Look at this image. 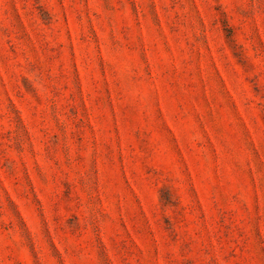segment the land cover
Segmentation results:
<instances>
[{"label": "rangeland", "instance_id": "obj_1", "mask_svg": "<svg viewBox=\"0 0 264 264\" xmlns=\"http://www.w3.org/2000/svg\"><path fill=\"white\" fill-rule=\"evenodd\" d=\"M0 264H264V0H0Z\"/></svg>", "mask_w": 264, "mask_h": 264}]
</instances>
